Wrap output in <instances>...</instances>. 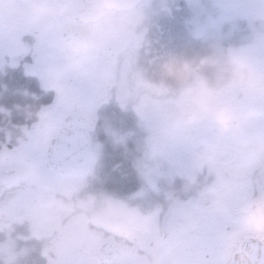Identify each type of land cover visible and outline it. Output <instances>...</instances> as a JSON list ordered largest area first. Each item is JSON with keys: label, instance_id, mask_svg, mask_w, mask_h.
Returning a JSON list of instances; mask_svg holds the SVG:
<instances>
[{"label": "rangeland", "instance_id": "1", "mask_svg": "<svg viewBox=\"0 0 264 264\" xmlns=\"http://www.w3.org/2000/svg\"><path fill=\"white\" fill-rule=\"evenodd\" d=\"M38 1L41 47L35 70L41 72L44 85L59 93L58 101L31 131V139L23 143L28 150L10 160L26 168L41 185L28 195H50L48 202L57 207L50 211L56 217L66 207L68 212L76 211L69 203L79 199L69 198L67 192L82 189L86 181L67 183L54 177L46 169V151L69 113L82 111L92 121L98 101L107 98L120 113L133 118V124L131 128L118 125L107 115L102 121L106 137H112L127 154L133 150L142 181L185 191L191 203L187 202L186 214L180 215L184 225L199 228L201 244H213L225 254L237 236L252 233L243 227L242 214L233 223L229 214L230 208L248 209L252 203L244 202L246 195L261 189L258 161L261 143L264 146V90L235 87L226 68L231 62L243 63L264 81V0H87L82 10L67 0L61 8L53 0ZM28 3L0 0L4 17L0 63L8 52L19 55L27 50L31 36L22 34L31 26L23 23ZM69 21L93 40L90 52L81 59L72 58L64 46L61 31ZM156 28L157 38L167 30L171 36L170 50L164 55L151 53L152 48L148 51L145 42L153 38ZM178 46L184 49L179 52ZM190 50L197 55L188 59ZM163 72L166 78L156 76ZM222 109L233 117L228 132L215 119ZM98 163L87 180L92 185L103 175ZM148 190L145 205L154 217L160 212L154 202L159 196ZM167 192L170 199L172 193ZM82 197L87 205L89 195ZM178 206L170 203L176 213ZM87 211L101 227L121 218L113 204L106 210L96 202ZM137 226L148 228L140 221L130 225ZM191 233L184 239H192ZM182 238L175 236L169 243H180ZM77 240L87 249L99 243L85 235ZM121 264H130V259Z\"/></svg>", "mask_w": 264, "mask_h": 264}, {"label": "flooded vegetation", "instance_id": "2", "mask_svg": "<svg viewBox=\"0 0 264 264\" xmlns=\"http://www.w3.org/2000/svg\"><path fill=\"white\" fill-rule=\"evenodd\" d=\"M29 2L23 23L28 22L31 26L22 34L26 37L31 36L26 42L27 50L19 55L8 52L0 63V140L2 141L0 153L3 152L0 159V174H4L0 180V264H88L89 262L121 264L128 258L130 264H249L247 260L242 259L241 262L238 260L246 241L251 238L264 241V237L253 233L237 236L235 244L229 246L225 254H221V249L213 244H201L199 228L184 225V219L180 215L186 214L187 202L191 203L188 201L190 197L181 188L174 189L169 185L153 183L152 180L106 179L104 174L97 184L92 185L87 181L92 173L85 178L69 179L51 172L48 168V153L52 140L60 135L67 118L70 115L80 114L86 115L89 119L86 113L79 110L66 116L46 151V169L50 174L67 183L86 181L85 186L78 191L69 193L65 191L69 198L76 196L79 199L69 203V207H75L76 211L68 212L69 209L66 207L59 217H56L50 211L52 208H57L55 202H48L50 195L48 197L28 195L41 185L29 176L26 168L10 160L28 150L23 143L31 139V131L41 122L42 114L58 101L59 93L54 87L44 85L41 72L35 70L41 47L38 29L40 21L39 15L36 14L39 1L29 0ZM53 3L61 8L64 0H53ZM67 3L82 10L87 0H67ZM0 15L1 26L4 22L1 11ZM79 19L82 20L80 17ZM73 27L76 26L72 21L63 26L62 38L64 32ZM6 66L7 68L2 70ZM24 71L30 76H35L41 83L26 84ZM104 103V100L98 101L96 117L88 121L89 133L92 139L97 141L95 145L99 153L98 140L106 136L105 132L101 131L100 120ZM259 156H261L258 161L261 189L255 190L256 195H246L244 202L251 200L252 203L247 204L248 209H264L262 143ZM101 166L106 167V165ZM249 183L254 187L253 180ZM148 188L159 196V200H154L156 204L153 203L160 212L154 217H150L152 209L145 205ZM167 191H170L169 195L172 193L170 199L167 198ZM83 194L89 195L87 205L84 203ZM158 201H163L162 204L166 203L167 206L163 207ZM96 202L105 205L106 210H109L113 204L120 209L121 218L116 221L111 219V222H107L102 227L100 223L97 226L87 211V207ZM174 202L179 205L177 213L175 208L170 207V203L174 204ZM143 210L145 213L142 212ZM230 211L231 222L242 214L241 208L237 210L230 208ZM139 221L146 223L148 228L130 227ZM188 232L194 235L190 240L184 239ZM78 235L89 236L99 243L92 249H87L77 240ZM175 236L180 238L183 236L180 243H169ZM222 255L224 259L218 258Z\"/></svg>", "mask_w": 264, "mask_h": 264}, {"label": "water", "instance_id": "3", "mask_svg": "<svg viewBox=\"0 0 264 264\" xmlns=\"http://www.w3.org/2000/svg\"><path fill=\"white\" fill-rule=\"evenodd\" d=\"M1 20L0 16V23ZM64 36L65 46L74 57H81L90 51L92 40L82 30L71 28L65 31ZM96 159L97 151L91 144L87 119L79 115L70 116L49 152V169L66 178H81L93 170ZM242 259L249 261V264H264V241L256 238L247 240L238 257L240 262Z\"/></svg>", "mask_w": 264, "mask_h": 264}, {"label": "trees", "instance_id": "4", "mask_svg": "<svg viewBox=\"0 0 264 264\" xmlns=\"http://www.w3.org/2000/svg\"><path fill=\"white\" fill-rule=\"evenodd\" d=\"M122 30H124L123 27H122ZM156 31H157V28H156V30L153 29V31H152L153 32V38H151V37H150V39L147 38L148 40L145 39L146 40L145 42H146V44H148L150 46L148 48V51L153 49V51H150L151 53L156 55V52L158 51V54L164 55L165 50H167V51L170 50L171 41H169V39L171 38V36L168 33L169 31L167 30L164 37L160 36V38L159 37L157 38L155 36V34H157ZM123 33H124V31H123ZM177 35H173L174 38ZM128 36H130V33H128ZM150 40H152V41L150 42ZM178 44H179V42H178ZM176 45H177V43L174 42L175 47H176ZM178 48H179V52H180V50L184 49L183 46L182 47L178 46ZM190 52H192V53L188 54V59L197 55V51H195V53H194L193 51L190 50ZM171 74L172 73L169 72L168 78H170ZM194 74H196V72H194ZM165 75H166V73L156 74V76H163L164 78H166ZM23 76H24V82L26 84H40L41 83V81L38 80L35 76H33V75L30 76L29 74H27V71L26 72L24 71ZM104 106H105L104 113L106 112V115H108V116L111 115L113 117L114 121L118 125H125L127 128L132 127L133 118L126 117L125 115L120 113L119 108H117L118 106H113L112 104H110L109 106H108V104H104ZM103 140L105 141V151H104V156L102 158L101 164L106 165V167H107L105 170L103 169L105 172V178L106 179L110 178V179H115V180H129V181L137 180L136 179L137 178L136 173H135L134 169L132 168V164H131V160L133 158H135V155H136V154H134L133 150H129L128 151L129 154H127L126 151L124 150V147H120V146L115 145L113 143V140H111L109 138H105V139H101V142ZM1 142L2 141L0 140V143ZM129 156L131 159L127 160V157L129 158Z\"/></svg>", "mask_w": 264, "mask_h": 264}, {"label": "clouds", "instance_id": "5", "mask_svg": "<svg viewBox=\"0 0 264 264\" xmlns=\"http://www.w3.org/2000/svg\"><path fill=\"white\" fill-rule=\"evenodd\" d=\"M39 13L40 9H36ZM231 83L241 89L264 90V81L258 80L251 69L240 62H231L226 68ZM216 122L225 131H230L233 117L228 109H222L216 114ZM242 225L245 229L257 236L264 237V209L242 210Z\"/></svg>", "mask_w": 264, "mask_h": 264}]
</instances>
